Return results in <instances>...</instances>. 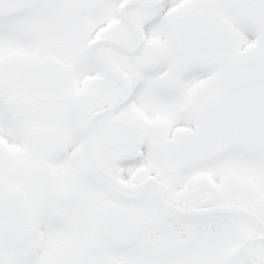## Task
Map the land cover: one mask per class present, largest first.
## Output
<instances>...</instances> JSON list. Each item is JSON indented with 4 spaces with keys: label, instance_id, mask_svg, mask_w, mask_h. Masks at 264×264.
<instances>
[{
    "label": "snow or ice",
    "instance_id": "snow-or-ice-1",
    "mask_svg": "<svg viewBox=\"0 0 264 264\" xmlns=\"http://www.w3.org/2000/svg\"><path fill=\"white\" fill-rule=\"evenodd\" d=\"M0 264H264V0H0Z\"/></svg>",
    "mask_w": 264,
    "mask_h": 264
}]
</instances>
